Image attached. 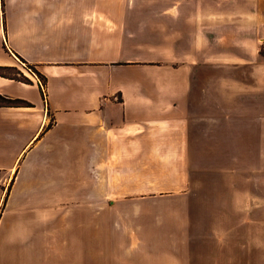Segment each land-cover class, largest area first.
<instances>
[{"label": "crops", "instance_id": "crops-1", "mask_svg": "<svg viewBox=\"0 0 264 264\" xmlns=\"http://www.w3.org/2000/svg\"><path fill=\"white\" fill-rule=\"evenodd\" d=\"M263 41L264 0H0V264L264 250Z\"/></svg>", "mask_w": 264, "mask_h": 264}, {"label": "rangeland", "instance_id": "rangeland-1", "mask_svg": "<svg viewBox=\"0 0 264 264\" xmlns=\"http://www.w3.org/2000/svg\"><path fill=\"white\" fill-rule=\"evenodd\" d=\"M22 67L25 70L29 71L28 73H30L33 77H35L36 79L37 78L40 79L43 83V79L35 72V70L37 71L36 68H33V66L28 65V64H24V63L22 64ZM0 73H3V74L8 75V76L18 77V78H21L23 80H26L29 78L27 76L24 77L25 75H21V72L19 69L6 71L4 67H1ZM261 232L255 231V237H253V243H254L255 247H256V245L259 247L264 245V234H261ZM260 248H262V247H260ZM235 253H236L237 258L233 264H264V250H258L255 248H252V250H251V248H250V249H246L245 251H243L241 249H239L237 251L235 249Z\"/></svg>", "mask_w": 264, "mask_h": 264}, {"label": "trees", "instance_id": "trees-1", "mask_svg": "<svg viewBox=\"0 0 264 264\" xmlns=\"http://www.w3.org/2000/svg\"><path fill=\"white\" fill-rule=\"evenodd\" d=\"M260 54H261V56L264 57V41L261 43V46H260ZM0 68H1V67H0ZM33 68H34V67H33ZM31 69H32V68H31ZM35 72H36L39 76H41L40 73H39L38 71L35 70ZM0 74H1V75H5V74H3V73H0ZM41 78H42V76H41ZM0 102L4 103V104H6V105H13V104H15V105H25V106H29V105H30V103L27 102V101H25V100H21V99H9V98H5V97H3V96H0Z\"/></svg>", "mask_w": 264, "mask_h": 264}, {"label": "built area", "instance_id": "built-area-1", "mask_svg": "<svg viewBox=\"0 0 264 264\" xmlns=\"http://www.w3.org/2000/svg\"><path fill=\"white\" fill-rule=\"evenodd\" d=\"M39 81L41 82V85H42V87H44V85H43V83H42V81L39 79Z\"/></svg>", "mask_w": 264, "mask_h": 264}]
</instances>
